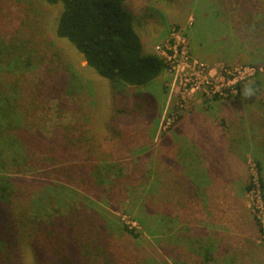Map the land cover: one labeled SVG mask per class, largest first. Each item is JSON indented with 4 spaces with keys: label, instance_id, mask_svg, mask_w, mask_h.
<instances>
[{
    "label": "rangeland",
    "instance_id": "obj_1",
    "mask_svg": "<svg viewBox=\"0 0 264 264\" xmlns=\"http://www.w3.org/2000/svg\"><path fill=\"white\" fill-rule=\"evenodd\" d=\"M127 9L172 58L143 88L56 36L61 4L1 2L0 264H264V0Z\"/></svg>",
    "mask_w": 264,
    "mask_h": 264
},
{
    "label": "trees",
    "instance_id": "obj_2",
    "mask_svg": "<svg viewBox=\"0 0 264 264\" xmlns=\"http://www.w3.org/2000/svg\"><path fill=\"white\" fill-rule=\"evenodd\" d=\"M44 1L53 8L62 5L56 36L68 40L82 55L87 66L101 78L112 82L115 87L143 88L163 74L166 68L163 60L156 54L148 55L143 52L138 31L142 21L127 9L130 0ZM1 2L2 0L0 5ZM11 105L16 104L8 101V107ZM14 108L19 109L18 106ZM10 140L12 149L17 151V146L22 147L14 135H11ZM64 171L68 170L63 168ZM260 184L264 190L262 178ZM252 189V185H249L247 191ZM11 217L6 211L0 210V241L3 245L11 243V238L3 232L12 229ZM5 223L10 226L5 228ZM129 232L133 234V231ZM204 260V264L213 260L209 252H205Z\"/></svg>",
    "mask_w": 264,
    "mask_h": 264
},
{
    "label": "built area",
    "instance_id": "obj_3",
    "mask_svg": "<svg viewBox=\"0 0 264 264\" xmlns=\"http://www.w3.org/2000/svg\"><path fill=\"white\" fill-rule=\"evenodd\" d=\"M157 49V52H156V54H157V56L158 57H160L162 60H163V62L166 60H168V61H171L172 60V58H171V56L169 55L170 54V52L168 51V50H165V49H161V47H157L156 48ZM175 54H177V52H175ZM166 66V65H165ZM174 85V84H173ZM219 89V88H218ZM230 93L231 94H237V89H233L232 88V90L230 91V89L229 88H226V90H224L223 92H221L220 90H217V88H216V90H214V94H216V95H220V94H224L226 97H228L229 95H230Z\"/></svg>",
    "mask_w": 264,
    "mask_h": 264
}]
</instances>
